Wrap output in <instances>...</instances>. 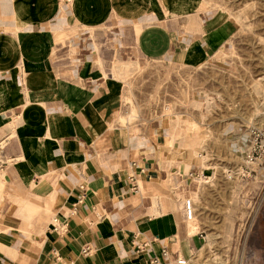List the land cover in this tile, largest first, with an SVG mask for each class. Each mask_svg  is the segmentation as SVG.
<instances>
[{
  "label": "crops",
  "instance_id": "crops-1",
  "mask_svg": "<svg viewBox=\"0 0 264 264\" xmlns=\"http://www.w3.org/2000/svg\"><path fill=\"white\" fill-rule=\"evenodd\" d=\"M201 1L0 0V264H192L207 138L169 113L131 122L115 74L219 62L232 23ZM193 161L210 181L187 184Z\"/></svg>",
  "mask_w": 264,
  "mask_h": 264
},
{
  "label": "rangeland",
  "instance_id": "rangeland-1",
  "mask_svg": "<svg viewBox=\"0 0 264 264\" xmlns=\"http://www.w3.org/2000/svg\"><path fill=\"white\" fill-rule=\"evenodd\" d=\"M200 8L231 20V39L225 42L228 48L221 60L199 68L148 63L118 72L116 78L127 85L122 109H130L131 122L139 119L144 108L148 118L169 113L186 126L198 121L194 128L202 135L203 148L207 138L204 151L216 175L208 185L211 189L203 190L207 197L194 204L191 221L196 231L189 232H200L199 219L205 237L192 264H264V159L259 157L251 172L252 166L244 160L250 156L252 133L245 128L253 124L264 129V0H202ZM153 122L164 125V121ZM235 132L236 137L242 135L243 144L226 147L227 137ZM189 165L187 184L210 181L206 173L199 175L197 162ZM241 168L248 172L240 173ZM223 176L226 186L221 183Z\"/></svg>",
  "mask_w": 264,
  "mask_h": 264
},
{
  "label": "bare ground",
  "instance_id": "bare-ground-1",
  "mask_svg": "<svg viewBox=\"0 0 264 264\" xmlns=\"http://www.w3.org/2000/svg\"><path fill=\"white\" fill-rule=\"evenodd\" d=\"M214 12V11H213ZM257 112V111H256ZM260 115V114H259ZM120 117V116H119ZM122 119H124L123 117H122ZM121 121V120H120ZM126 121V120H125ZM198 122V121H197ZM190 128V127H189ZM258 128V129H257ZM186 130V129H185ZM246 130L247 131H250V133L251 132H253L254 130H261L260 129V127H258V126H256V125H253V124H251V125H249L247 128H246ZM262 130H264V129H262ZM182 131V130H181ZM186 134V133H185ZM252 134V133H251ZM177 136V135H176ZM175 137V136H174ZM181 138V137H180ZM178 140V139H177ZM249 145H250V141H249ZM247 157V156H246ZM244 158V160L246 161V163H248V165H252L253 163H256V161H258L257 159H248V158ZM260 160V159H259ZM4 163V161L3 160H0V166L2 165ZM252 170H250V172H251ZM205 172H206V170H205ZM245 172H248V171H245ZM133 182H135V179H133ZM137 186V185H136ZM134 191H136V190H138V188L136 187V189H133ZM184 205H185V207H183L184 208V214H185V219H184V221H186V226H187V229H188V231H190V229H192V230H194V231H196V225H195V223L193 222V221H191L193 218H194V215H193V205H192V201H191V199L189 198V199H186V200H184ZM53 225L54 226H56V227H62V225L61 224H58V219L55 217L54 219H53ZM90 251V248L89 247H86V248H84L83 249V252L84 253H88ZM194 254H195V252L191 255V258L194 256ZM179 264H191L190 263V260L189 261H187V260H185V259H182V258H180L178 261H177Z\"/></svg>",
  "mask_w": 264,
  "mask_h": 264
},
{
  "label": "built area",
  "instance_id": "built-area-1",
  "mask_svg": "<svg viewBox=\"0 0 264 264\" xmlns=\"http://www.w3.org/2000/svg\"><path fill=\"white\" fill-rule=\"evenodd\" d=\"M250 141V156L247 155V157H252L254 159H258L261 157L264 159V130H254L252 134L249 136ZM131 189H136V184L133 182V177L131 179ZM150 263L156 262L155 258L151 259L149 261Z\"/></svg>",
  "mask_w": 264,
  "mask_h": 264
}]
</instances>
